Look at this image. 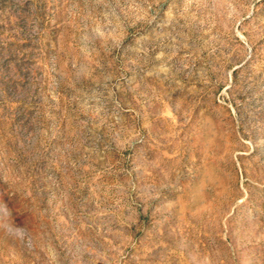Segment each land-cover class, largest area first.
<instances>
[{
    "label": "rangeland",
    "instance_id": "374dc122",
    "mask_svg": "<svg viewBox=\"0 0 264 264\" xmlns=\"http://www.w3.org/2000/svg\"><path fill=\"white\" fill-rule=\"evenodd\" d=\"M0 264H264V0H0Z\"/></svg>",
    "mask_w": 264,
    "mask_h": 264
},
{
    "label": "clouds",
    "instance_id": "9594fccd",
    "mask_svg": "<svg viewBox=\"0 0 264 264\" xmlns=\"http://www.w3.org/2000/svg\"><path fill=\"white\" fill-rule=\"evenodd\" d=\"M5 207H6V205H4ZM9 211H11V210H9Z\"/></svg>",
    "mask_w": 264,
    "mask_h": 264
}]
</instances>
